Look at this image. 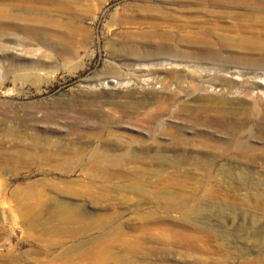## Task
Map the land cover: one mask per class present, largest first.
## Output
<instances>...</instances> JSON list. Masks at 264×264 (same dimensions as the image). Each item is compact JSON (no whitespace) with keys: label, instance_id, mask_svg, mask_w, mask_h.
I'll use <instances>...</instances> for the list:
<instances>
[{"label":"rangeland","instance_id":"obj_1","mask_svg":"<svg viewBox=\"0 0 264 264\" xmlns=\"http://www.w3.org/2000/svg\"><path fill=\"white\" fill-rule=\"evenodd\" d=\"M66 1L0 0V21L10 28L0 30V264H264V162L250 159L263 145L247 155L226 151L215 165L166 166L147 158L95 165L88 161L93 148L113 151L106 148L118 144L122 149L114 152H121L150 144L151 133L126 122L85 135L67 127L70 109L86 108L74 94L103 71L110 46L124 41L106 24L130 9L171 1ZM46 21L61 24L52 30L57 39L51 37L59 48L65 44L60 31L74 24L90 29L87 42L71 55L30 50L39 45L23 42L22 26ZM140 78L137 88L146 84ZM106 89L103 98L119 93ZM105 102L97 105L112 106ZM84 115L76 122L94 125ZM34 128L38 144L49 147L51 140L87 155L67 156V163L32 160L22 151Z\"/></svg>","mask_w":264,"mask_h":264},{"label":"bare ground","instance_id":"obj_2","mask_svg":"<svg viewBox=\"0 0 264 264\" xmlns=\"http://www.w3.org/2000/svg\"><path fill=\"white\" fill-rule=\"evenodd\" d=\"M170 1L165 6L130 9L106 24L108 33L122 34L124 41L110 46L103 71L85 79L83 89L74 94L76 101L86 106L81 111L95 119L91 120L94 125L79 124L76 121L84 113L70 109L75 113L68 129L81 128L76 134L85 135L101 127L108 133L112 127H126V122L139 133H151V145L127 146L121 152H114L122 149L118 144L106 148L113 151L93 148L88 161L95 165H120L139 158L166 166L215 165L226 151L247 155L246 151L257 149V143L263 145L258 148L261 151L250 159L263 163L264 86L260 80L264 82V0ZM24 26L23 42L39 45L30 46V50L38 51L42 46L68 55L87 42L90 31L70 25L60 31L65 44L59 48L51 37L56 38L52 30L61 24L46 21ZM5 29L10 30L0 21V30ZM33 68L37 71L42 67L34 64ZM140 76L146 77L147 86L137 88L134 83L141 82ZM185 79L186 88L178 89ZM107 84L119 92L110 99L102 94L107 92ZM105 100L112 106L103 109L104 103L97 105ZM65 106L70 108L68 102ZM12 129L2 131L13 134ZM38 131L34 128L29 132L31 141L22 151L32 160L50 156L67 163V156L78 160L87 155L84 149L64 148L51 140L49 147L38 144ZM166 138L169 142L163 144ZM206 160L210 162L204 163ZM62 212L70 213L64 208Z\"/></svg>","mask_w":264,"mask_h":264}]
</instances>
